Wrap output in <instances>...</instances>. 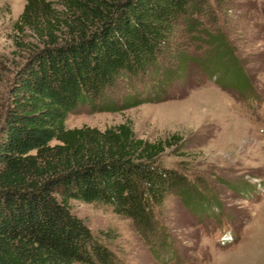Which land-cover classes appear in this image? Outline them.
<instances>
[{
  "label": "trees",
  "instance_id": "trees-1",
  "mask_svg": "<svg viewBox=\"0 0 264 264\" xmlns=\"http://www.w3.org/2000/svg\"><path fill=\"white\" fill-rule=\"evenodd\" d=\"M211 1L219 9L231 2L26 1L13 26L26 56L0 107V264H114L110 233L95 234L73 202L109 207L145 235L171 193L198 208L203 195H186V178L161 160L174 136L151 142L129 122L71 129L67 119L81 106L110 103L119 82L151 75L179 24L196 31ZM226 50V63L217 53L220 71L237 64ZM109 103L103 109H114Z\"/></svg>",
  "mask_w": 264,
  "mask_h": 264
},
{
  "label": "rangeland",
  "instance_id": "rangeland-1",
  "mask_svg": "<svg viewBox=\"0 0 264 264\" xmlns=\"http://www.w3.org/2000/svg\"><path fill=\"white\" fill-rule=\"evenodd\" d=\"M26 1L0 0V107L26 56L13 30ZM230 1L220 9L211 1L196 31L182 21L151 75L119 82L110 103L67 119L71 129L129 122L151 142L174 136L163 165L186 178V195L204 198L190 209L171 193L147 235L109 207L73 202L95 234L110 233L114 264H264V0ZM227 46L237 64L220 71L217 53L226 63ZM108 103L114 109H103Z\"/></svg>",
  "mask_w": 264,
  "mask_h": 264
}]
</instances>
